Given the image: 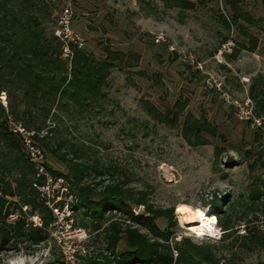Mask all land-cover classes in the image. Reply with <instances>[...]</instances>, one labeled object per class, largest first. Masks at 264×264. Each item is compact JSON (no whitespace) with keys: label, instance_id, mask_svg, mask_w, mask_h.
<instances>
[{"label":"rangeland","instance_id":"rangeland-1","mask_svg":"<svg viewBox=\"0 0 264 264\" xmlns=\"http://www.w3.org/2000/svg\"><path fill=\"white\" fill-rule=\"evenodd\" d=\"M30 1L32 4L5 0L12 12L35 14L47 37L53 35L59 10L70 6L72 29L82 37L80 47L97 59L103 56L105 45L125 54L123 61H114L109 68L101 88L103 95L86 106L68 101L54 110L52 105L46 115L36 111L39 128H27L14 120L6 112V102L17 91L12 86L8 92L0 90L5 123L16 134L20 151L29 162L19 135L7 122L9 118L32 132L33 143L43 153L44 175L49 177L47 183L53 184L52 207H67L72 224L86 232L79 264L88 260L140 264L118 261L117 252L125 245L119 240L115 247L109 246L112 223L151 235L115 208L103 210L98 222L84 212L76 185L64 177V166L40 145L42 137L50 145L61 142L59 153L65 152L67 157L71 151L77 153L74 161L88 167L82 182L94 192L118 178L134 197L142 194L145 201L132 203V213L146 214L145 204L172 207L167 229L172 230L174 240L188 237L196 243L212 244L224 264H264V114L249 93L254 80L264 84V2L240 0L238 5L250 20L239 18L234 23L228 19L231 8L225 0H187L193 4L190 8L176 0ZM247 34L257 37L253 51L238 47L247 44ZM66 52L61 45L60 58L69 67L71 52ZM176 99H184L183 113L202 117L216 134L202 132L203 140L188 142L179 122L169 125L152 117L143 103L145 100L164 111ZM5 153L0 146V161ZM33 177L34 168L30 185L48 209L50 222L54 212L32 186ZM0 196L17 204L10 207L4 223L20 218L23 230L41 227L36 210L29 213L30 206L21 204L16 195H3L0 190ZM179 204L210 208L206 214L217 218L215 226L223 233L220 239H197L196 231L181 222L176 210ZM153 221L161 229L168 227L165 218L154 217ZM49 222L43 227L46 238L40 242L11 235L0 251V264H55ZM167 243L174 249L170 240Z\"/></svg>","mask_w":264,"mask_h":264},{"label":"trees","instance_id":"trees-1","mask_svg":"<svg viewBox=\"0 0 264 264\" xmlns=\"http://www.w3.org/2000/svg\"><path fill=\"white\" fill-rule=\"evenodd\" d=\"M23 1L32 4L30 0ZM176 1L183 7H193L190 1ZM225 1L231 8L228 17L231 22L236 23L239 18L250 20L248 14L238 5L240 0ZM223 22L227 27L228 24ZM256 45L257 37L247 34V44L240 43L238 47L253 51ZM68 46L71 52L69 67L60 58V40L54 35L47 37L44 34L35 14L29 11L12 12L5 0H0V90L5 88L8 92V87L12 86L17 91L15 97L6 102V112L14 120H20L25 127L39 128L41 122L37 121L35 112L46 115L52 105L53 110L56 107H64L68 101L78 106L89 105L97 96L103 95L101 88L114 61L125 59L122 51L110 49L107 45L104 47L103 56L98 59L74 43H69ZM234 49L236 52L237 48ZM254 81L249 86V93L251 97L256 98L255 103L264 114V84L260 79ZM143 103L152 117L169 125L179 122L181 133L188 142L191 139L193 142L203 140L202 132L216 134L211 124L202 117L195 118L189 112L183 113L184 99H176L171 107L164 111H158L145 100ZM5 118V109L0 104V146L7 151L4 154L5 159L0 161L1 193L16 195L21 204L30 206L29 213L36 210L42 225L23 230V221L20 218L12 224L4 223L3 218L10 213V207L17 204L0 196V251L11 235L16 238L23 237L31 243L45 240L46 232L43 227L51 219L48 209L36 198V191L30 185L32 165L20 151L16 134L7 129ZM38 140L44 150L64 166L63 175L76 185L77 199L84 212L89 213L98 222L102 220L103 210L115 208L127 214L132 223L145 228L151 235L148 237L129 225L121 229L116 223L110 224L107 236L109 246L115 247L119 240L125 245L124 249L117 252L118 261L140 264H224L219 262L212 244L196 243L188 237L173 239L172 230L167 229L170 228L172 207L159 208L145 204L146 214H134L130 206L132 203L144 202L142 194L134 197L130 189L122 187L124 181L118 178L94 192L92 186L82 182L88 167L74 161L78 158L77 153L71 151V157H67L65 152L59 153L61 142L50 145L46 137ZM154 217L165 218L168 227H157L153 221ZM167 240L172 242V247L176 250L175 257L172 256ZM83 264L108 263L88 260Z\"/></svg>","mask_w":264,"mask_h":264},{"label":"built area","instance_id":"built-area-1","mask_svg":"<svg viewBox=\"0 0 264 264\" xmlns=\"http://www.w3.org/2000/svg\"><path fill=\"white\" fill-rule=\"evenodd\" d=\"M71 17L72 11L70 6H64L59 10L55 25L52 27V34L60 40L61 45H63V50L67 51L65 55L70 53L69 43L80 46L82 41V37L77 32L73 31L71 27ZM7 122L11 124V130L19 135L24 153L34 168L32 186L40 192L41 196L45 198L44 202L52 212H54V218L49 222L47 231L56 252L55 264H79L78 256L83 251L82 242L86 238L85 230L72 224L71 211L67 207L61 209L52 207L50 199L53 197V184L47 183L49 177L44 175L42 163L43 153L41 149L33 143L31 138L32 132L25 131L19 123H13L10 118ZM255 122L256 124L259 123L256 119ZM40 178L42 179L41 182ZM57 184L58 183H56V185ZM171 251L174 257L176 251L175 249H171Z\"/></svg>","mask_w":264,"mask_h":264},{"label":"clouds","instance_id":"clouds-1","mask_svg":"<svg viewBox=\"0 0 264 264\" xmlns=\"http://www.w3.org/2000/svg\"><path fill=\"white\" fill-rule=\"evenodd\" d=\"M209 210L210 208L204 210H201L200 208L196 209L194 214L201 219L202 227L196 231L195 235L197 239H202L207 236L219 240L223 233L219 228L215 227L217 224V218L214 215L210 218L205 217V213ZM185 211H188L187 207H185Z\"/></svg>","mask_w":264,"mask_h":264},{"label":"bare ground","instance_id":"bare-ground-1","mask_svg":"<svg viewBox=\"0 0 264 264\" xmlns=\"http://www.w3.org/2000/svg\"><path fill=\"white\" fill-rule=\"evenodd\" d=\"M185 207L188 208V211H182L181 209H185ZM199 207L191 208L188 205L185 204H179L176 208L180 220L183 224L189 227V229L198 231L202 227V221L199 217L195 216V211ZM201 209V208H200ZM203 210V209H201ZM206 218H210L211 215H207L205 213ZM216 227V226H215Z\"/></svg>","mask_w":264,"mask_h":264},{"label":"snow or ice","instance_id":"snow-or-ice-1","mask_svg":"<svg viewBox=\"0 0 264 264\" xmlns=\"http://www.w3.org/2000/svg\"><path fill=\"white\" fill-rule=\"evenodd\" d=\"M182 211H185V209H181Z\"/></svg>","mask_w":264,"mask_h":264}]
</instances>
